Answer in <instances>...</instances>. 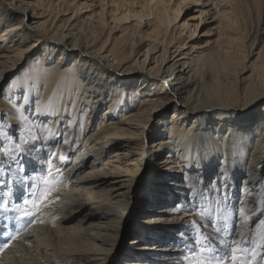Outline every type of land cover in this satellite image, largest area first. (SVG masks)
<instances>
[{"label": "bare ground", "instance_id": "obj_1", "mask_svg": "<svg viewBox=\"0 0 264 264\" xmlns=\"http://www.w3.org/2000/svg\"><path fill=\"white\" fill-rule=\"evenodd\" d=\"M50 102V116L33 115ZM17 124L36 125L39 139L14 138ZM53 153L63 177L55 198L17 219L26 185L40 201ZM13 154L26 168L2 177L0 264H184L196 248L189 221L208 237L222 226L224 197L212 189L231 199L234 232L245 208L242 247L254 246L264 213V0H0V167ZM174 203L194 211L166 215Z\"/></svg>", "mask_w": 264, "mask_h": 264}, {"label": "snow or ice", "instance_id": "obj_2", "mask_svg": "<svg viewBox=\"0 0 264 264\" xmlns=\"http://www.w3.org/2000/svg\"><path fill=\"white\" fill-rule=\"evenodd\" d=\"M55 111V105L49 103L45 106L42 111L34 112L33 115L40 118L43 116H50L51 113ZM71 127V125H68ZM37 130L36 125H29L27 129L22 128L19 124L16 125V132L11 133V135L16 139H22L20 133H26L27 135L32 136V142L34 143L39 139L34 133ZM42 132H47L46 122L45 126H42L40 129ZM64 136V142L67 143V133L60 134ZM20 152L23 154L20 149H13V153ZM57 158L56 154L53 153L48 158V169L46 174L39 177L40 184L42 187V192L40 194L41 198L38 202L36 197V192L33 189L36 188V184L33 183L30 187L25 186L24 196L21 200L14 202L12 205L13 210H17L19 215L17 219H31L34 218L41 209V204L51 201L54 197V190L57 185L62 181V172L60 169L52 167V162ZM60 160H64L65 157L60 155L58 157ZM11 165H15V169L8 166L0 167V185H4L6 182L2 178L5 174L11 176L13 170L21 171L25 170L26 166L24 165L22 159H18L17 155L13 154L9 157ZM7 169V173H5ZM223 176V174H221ZM59 177V179H58ZM30 179L26 174L23 177V183ZM11 181H9V187L12 186ZM227 181H222L221 189L225 187ZM230 188L231 186L228 185ZM213 196L224 197L222 202L217 203V209L219 212V220L222 223L221 227L215 229V234L211 237L204 236L202 225L198 224L195 219L189 221L190 226L196 231V238L194 244L196 246L195 250H188L182 253L184 264H264V231H261V226H264V213L258 214L260 218L257 220L256 225L254 226L257 229V235L260 236L259 242L255 243L251 247H242L246 244L244 237V231L246 226L249 225L251 217L246 213L244 207H238V216L236 217V231L234 232L230 225L233 222V211L230 210V205L232 204L231 199L228 197L226 191H221L217 189L210 190V198ZM243 200V188L241 189V197L236 201V205H240ZM173 211L165 213L166 215H178L180 211H194L191 207H183L178 203H174L172 206ZM0 210L4 212L9 211V202L5 200L0 204ZM4 229V235L8 236V230L10 229V221L8 217L4 218V223L2 225ZM236 236V239L229 240L227 237ZM203 237V239L201 238ZM20 238V231L16 230L14 234L9 236L8 242L3 243V248L10 246V242ZM220 245H228L229 250L223 252L217 249L213 241H217ZM177 239L181 241V246L189 249L190 245L188 241L184 240L183 232L177 233Z\"/></svg>", "mask_w": 264, "mask_h": 264}, {"label": "rangeland", "instance_id": "obj_3", "mask_svg": "<svg viewBox=\"0 0 264 264\" xmlns=\"http://www.w3.org/2000/svg\"><path fill=\"white\" fill-rule=\"evenodd\" d=\"M206 29H203V31H205ZM204 33V32H203ZM207 37L208 36H200V38L199 39H201L202 41L201 42H203L204 43V41L207 39Z\"/></svg>", "mask_w": 264, "mask_h": 264}]
</instances>
